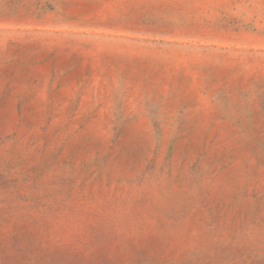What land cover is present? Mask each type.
Masks as SVG:
<instances>
[{"label": "rangeland", "instance_id": "rangeland-1", "mask_svg": "<svg viewBox=\"0 0 264 264\" xmlns=\"http://www.w3.org/2000/svg\"><path fill=\"white\" fill-rule=\"evenodd\" d=\"M0 264H264V0H0Z\"/></svg>", "mask_w": 264, "mask_h": 264}]
</instances>
